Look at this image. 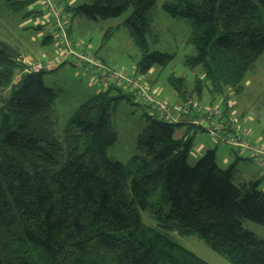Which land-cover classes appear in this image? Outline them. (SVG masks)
I'll list each match as a JSON object with an SVG mask.
<instances>
[{
  "label": "trees",
  "instance_id": "16d2710c",
  "mask_svg": "<svg viewBox=\"0 0 264 264\" xmlns=\"http://www.w3.org/2000/svg\"><path fill=\"white\" fill-rule=\"evenodd\" d=\"M29 1L5 4L19 11ZM154 6L155 0H90L72 10L93 21L128 11L122 26L144 75L173 57L149 51ZM163 9L187 22L195 54L185 64L201 66L204 75L192 89L182 77L167 78L180 102L194 95L201 101L204 87L212 102L242 92L247 72L264 55V0H173ZM20 56L0 41V89L10 91L0 96V264H211L176 238L189 235L232 264H264V239L242 223L264 225V189L260 179H240L241 158L221 167L216 150L207 149L190 165L194 134L203 130L152 113L136 139L141 155L128 163L113 159L111 114L132 95H111L123 90L115 85L92 94L59 133L46 70L16 79ZM178 126L186 132L175 137Z\"/></svg>",
  "mask_w": 264,
  "mask_h": 264
},
{
  "label": "rangeland",
  "instance_id": "374dc122",
  "mask_svg": "<svg viewBox=\"0 0 264 264\" xmlns=\"http://www.w3.org/2000/svg\"><path fill=\"white\" fill-rule=\"evenodd\" d=\"M89 1L60 0L63 7V21L71 26L70 31H67L68 38L77 50H81L83 46L86 53L95 54L115 72L123 75L135 74L148 86L156 99L167 103L180 102L173 87L167 81L170 75L184 78L188 89H192L196 78L203 79L201 66L190 68L185 64V58L195 54L194 47L188 42L187 22L172 18L163 9L165 2L173 0H155L151 23L154 37L149 38L148 41L149 51H159L173 57L167 65L163 67L155 65L144 75H141L136 68L141 54L127 29L122 26L129 12L99 21H93L83 15H75L72 8ZM29 2L31 3L25 8L13 11L6 6L5 0H0V41L8 43L20 52L22 64L16 69V79L32 64L41 63L44 66L46 70L43 75L44 84L56 93L57 131L61 133L75 109L92 94L104 90V87L96 84L89 72L74 66L69 60L61 59L60 49L63 44L58 32L50 30V20L44 14L41 4L36 0ZM65 5L68 6L67 9ZM27 11L33 12L34 15L24 17ZM38 23L41 26L39 29L36 28ZM46 36H52L53 41L43 42ZM50 60L54 64L52 68L46 65ZM243 86L242 92L229 91L213 102L210 100L207 88L204 87L201 101L207 107L214 104L225 109L224 116L246 131L242 135L244 139L264 144V55L260 56L247 72ZM9 93L8 87L0 89V96L8 97ZM121 93L130 95L127 89H123L122 92L116 89L110 91L111 95ZM192 99L198 100L196 95ZM1 104L0 102V106ZM151 114V109L136 96H131L130 101L121 99L111 114L117 139L108 148V156L122 163H128L134 155H141L135 143L138 134L146 126V115ZM155 116L159 117L157 114ZM183 129L184 126L176 127L175 137H179ZM203 140L206 145H211L210 149H216V156L229 154L235 156V160L239 154H242L235 147L217 143L206 131H196L193 142ZM196 160L190 153L188 163L194 165ZM243 160L245 159L242 157L238 162ZM237 169L239 172L238 166ZM142 219L146 224H150L146 216ZM242 223L243 227L264 239V225L250 220H244ZM176 238L184 247L211 264H232L225 257L211 250L195 235Z\"/></svg>",
  "mask_w": 264,
  "mask_h": 264
},
{
  "label": "built area",
  "instance_id": "2783aa9c",
  "mask_svg": "<svg viewBox=\"0 0 264 264\" xmlns=\"http://www.w3.org/2000/svg\"><path fill=\"white\" fill-rule=\"evenodd\" d=\"M36 1L41 4L44 14L50 20V30L59 34L63 44L60 49V57L63 61L69 60L74 66L89 72L94 80L105 88L115 85L127 89L132 96H136L149 107L153 114H157L167 122L188 123L206 131L217 142L235 147L242 153L241 155L252 159L264 171V144L244 139L242 135L246 131L224 116L225 109L214 104L207 107L201 101H195L191 97L177 103H167L156 99L140 77L135 74L123 75L115 72L95 54L86 53L83 46L81 50L76 49L74 43L68 38V24L63 21V7L59 0ZM25 65L29 66V64ZM42 68H44L42 64L35 63L27 70L39 71Z\"/></svg>",
  "mask_w": 264,
  "mask_h": 264
},
{
  "label": "crops",
  "instance_id": "0c3cea01",
  "mask_svg": "<svg viewBox=\"0 0 264 264\" xmlns=\"http://www.w3.org/2000/svg\"><path fill=\"white\" fill-rule=\"evenodd\" d=\"M30 3L31 2H29L27 5H29ZM39 26H40V24L38 23L36 25V28H38ZM70 27L71 26L68 25L67 30L70 31ZM52 41H53V38L51 39V42ZM46 65H48L49 68H52L51 66H54V64L52 63V60L47 61ZM96 84H98V83H96ZM98 85H100V84H98ZM101 87H103V86H101ZM228 112H229V110H228ZM185 129L186 128L183 129L181 134H184L186 132ZM210 146L211 145H206V142H204V140L197 142V143H195V141H194L193 147L191 150L192 157L195 158V160H196L199 156H201L203 154L204 151H206L207 149H210ZM216 157H217V162L221 167H226L231 162H233L234 158H235V156H232L229 154H220ZM242 157L245 160H243L242 162H237V166L240 168V171H239L240 179H245V180L260 179L261 180L260 187L262 189H264V171L259 166H257L250 158H248L244 155H240L239 159L241 158L240 160H242Z\"/></svg>",
  "mask_w": 264,
  "mask_h": 264
}]
</instances>
